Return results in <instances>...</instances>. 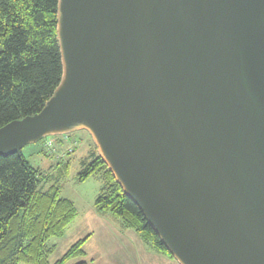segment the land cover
Wrapping results in <instances>:
<instances>
[{
	"label": "water",
	"instance_id": "95a60500",
	"mask_svg": "<svg viewBox=\"0 0 264 264\" xmlns=\"http://www.w3.org/2000/svg\"><path fill=\"white\" fill-rule=\"evenodd\" d=\"M57 35L0 157L85 130L180 264H264V0H59Z\"/></svg>",
	"mask_w": 264,
	"mask_h": 264
},
{
	"label": "trees",
	"instance_id": "16d2710c",
	"mask_svg": "<svg viewBox=\"0 0 264 264\" xmlns=\"http://www.w3.org/2000/svg\"><path fill=\"white\" fill-rule=\"evenodd\" d=\"M58 3L0 0V127L39 112L61 82ZM64 151L71 155L75 148ZM93 156L83 161L79 180L94 173L102 176L105 184L95 201L96 209L114 215L122 228L134 229L154 249L172 257L101 157ZM43 179L41 169L23 153L0 157V264H69L86 255L88 236L50 262L54 246L48 240L64 234L77 209L73 201L61 196L58 186L43 189Z\"/></svg>",
	"mask_w": 264,
	"mask_h": 264
},
{
	"label": "rangeland",
	"instance_id": "374dc122",
	"mask_svg": "<svg viewBox=\"0 0 264 264\" xmlns=\"http://www.w3.org/2000/svg\"><path fill=\"white\" fill-rule=\"evenodd\" d=\"M48 142L57 146L59 151L52 152ZM70 146H76L75 152L63 155L62 152ZM22 153L29 163L41 169L44 175L42 188L58 186L61 196L73 201L77 209L76 217L64 234L48 240V244L54 246L51 263L60 259L75 242L88 236L84 244L86 256L69 264L79 261L86 264H180L170 255L157 252L134 229L121 228L114 215L107 213L101 217L97 214L95 201L105 184L102 176L94 173L84 181L79 180L83 161L92 160L91 156L98 154L87 131L43 138L25 146Z\"/></svg>",
	"mask_w": 264,
	"mask_h": 264
},
{
	"label": "built area",
	"instance_id": "2783aa9c",
	"mask_svg": "<svg viewBox=\"0 0 264 264\" xmlns=\"http://www.w3.org/2000/svg\"><path fill=\"white\" fill-rule=\"evenodd\" d=\"M47 146H48V148H50L51 150H52V152H54V151H59V148H57V146L55 147V146H53V144L51 143V142H48L47 143ZM71 148H75L76 146H70ZM62 154L63 155H65L66 154V152L64 151V152H62Z\"/></svg>",
	"mask_w": 264,
	"mask_h": 264
},
{
	"label": "crops",
	"instance_id": "0c3cea01",
	"mask_svg": "<svg viewBox=\"0 0 264 264\" xmlns=\"http://www.w3.org/2000/svg\"><path fill=\"white\" fill-rule=\"evenodd\" d=\"M95 210H96V212H97V214L99 215V216H101V217H104L106 214L105 213H101V212H99L97 209H96V207H95ZM102 219V218H101ZM119 225H120V227L122 228V226H121V224H120V222H119ZM156 250V249H155ZM157 251V250H156ZM157 252H159V251H157ZM159 253H162L163 254V252H159ZM86 256V255H85Z\"/></svg>",
	"mask_w": 264,
	"mask_h": 264
},
{
	"label": "bare ground",
	"instance_id": "6f19581e",
	"mask_svg": "<svg viewBox=\"0 0 264 264\" xmlns=\"http://www.w3.org/2000/svg\"><path fill=\"white\" fill-rule=\"evenodd\" d=\"M50 149V148H49Z\"/></svg>",
	"mask_w": 264,
	"mask_h": 264
}]
</instances>
